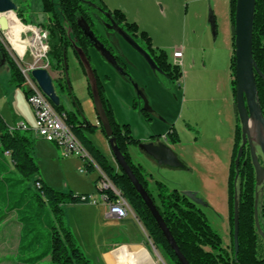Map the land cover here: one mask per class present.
<instances>
[{"label":"trees","instance_id":"16d2710c","mask_svg":"<svg viewBox=\"0 0 264 264\" xmlns=\"http://www.w3.org/2000/svg\"><path fill=\"white\" fill-rule=\"evenodd\" d=\"M41 3L42 11L48 16V20L45 24H39L35 27L41 28L48 34L47 44L49 50L46 57L50 69L56 72H64L62 77L54 80L56 93L61 101L60 105L54 106V108L56 112L65 114L66 125L70 127L75 137L93 160L92 162L83 159L84 171L93 173L97 165L103 174L121 191L123 198L131 206L154 246L163 254V257L170 264H180L157 222L127 175L120 167L118 169L113 167L88 139L86 134L93 133L97 128L83 116L81 106L72 92L70 80L66 73V57H68L69 50H72L86 76V70L74 50V45L81 48L91 61L90 49L93 48V43L82 30L79 24L81 20L88 24L94 36L113 53L109 46V40L98 32L92 14L95 11L100 16H102V13H109L126 37L132 40L133 38L143 40L146 44V52L154 61L157 70L170 80L179 81L182 77L180 66L169 62L165 52L153 49L152 41L147 33L141 31L135 23L128 22L126 15L121 10L110 11L101 0H41ZM235 11L236 0H230L233 42L231 88L237 122L228 179L230 250L224 248L221 236L211 227L197 204L178 190H170L162 181L155 180L154 186H151L150 180L153 178L142 165L134 162L129 151L130 147L139 146L141 142L134 137L129 125H121L117 121L106 95L104 82L92 66L97 78L101 101L110 122L112 138L115 139L116 146L136 178L155 202L181 252L190 264H264V237L262 236L264 234V193L261 196L259 195L256 209L257 184L254 166L250 158L245 161L244 157L240 160L238 175L235 166L242 139L241 124L236 105ZM18 18L22 21V24L31 25L19 13ZM1 51L4 52L9 64L11 83L23 88L25 98L28 100L33 91L30 88H24L26 84L25 77L15 60L5 52L0 43ZM116 58L123 71L122 75L133 82L125 65L119 57ZM253 58L264 75V0H256ZM256 87L257 100L264 117V79L257 74ZM88 91L92 98L89 84ZM66 96L75 105V110L66 108L63 101ZM133 109H137L136 104L133 105ZM139 112L147 121L151 120L150 116L153 111L148 112L142 108ZM99 127L106 136L101 122ZM21 129L17 126L10 128L0 115V204L4 205L6 212L14 211L16 213V220L21 226L17 248L18 260L23 264H39L45 260L49 264H90L77 244L74 235L65 224L64 207L67 205L89 204L91 196L76 194L72 190L61 192L47 186L39 176V166L34 158L35 140L29 134V129L24 132ZM106 138L109 140L107 136ZM168 139L173 144L180 142L174 127L173 131L169 133ZM182 168H186V166L183 164ZM20 177H22V180L34 178L37 193L29 195L27 191H22L19 193L20 198L17 199V193H15L17 189L15 187L22 182L18 180ZM99 180L100 178L96 181V184ZM99 193L104 194L108 201L115 199L111 190H103ZM256 210L262 234L256 224ZM236 212L238 220L237 252L234 244ZM2 213L3 211L0 209V214ZM1 218L5 220L7 215H1Z\"/></svg>","mask_w":264,"mask_h":264},{"label":"rangeland","instance_id":"374dc122","mask_svg":"<svg viewBox=\"0 0 264 264\" xmlns=\"http://www.w3.org/2000/svg\"><path fill=\"white\" fill-rule=\"evenodd\" d=\"M12 1L15 2L18 10L12 13L11 16L16 17L21 23L22 21L18 18V13L27 23L31 25H36L42 20L43 17L40 13L42 10L41 0ZM101 1L110 11L121 10L126 15L128 22L135 23L141 31L146 32L152 41L153 49L165 52L169 62L173 61V53L175 48L183 47L187 55L195 57L197 62L195 70L190 71L187 69L186 71V68H182V77L179 79V81H172L162 74L164 77L159 75L161 78L160 82H154L150 80V77L148 76L150 71L149 65L141 56V54L129 44V42L125 39V36L121 32L112 33V31L107 30V24L98 22L96 21L97 19H95L99 34L109 40V46L111 47L113 54L120 58L121 62L125 65L130 77L133 80L132 82L129 78L121 75L118 70L110 65L98 52L95 51V49H90L91 53L93 54V57L91 58L92 66L96 70V73L100 79L103 80L104 85L107 88L112 89L113 100H115L116 96H119L126 100L129 99V101H131L132 108L134 104L137 105V109H133L135 113L130 114L125 111L120 112V117L122 121H124L123 123L118 121L115 114L117 121L121 125H129L132 131V127L135 129H140L144 132L146 131V128H154L157 131L160 129V127L156 126V124H158L156 122L166 123L167 119L157 114L152 106L154 102L158 105L164 106L166 109L168 108L169 116L172 118L171 120L178 118L179 122L177 125L175 124V126H173L174 129L178 134H180L184 143H186V141L198 142L196 145V147L198 146L196 153L198 154L200 160L203 158L204 161H210L213 164L214 181L212 185L209 184L205 186V173L201 170H198L197 172L198 175L196 178L198 180L195 179V177L193 179L189 173L181 171V175L168 174L165 176V178H163L162 181L166 183L170 190L175 189L181 193L186 191L197 193L198 198H201L204 201L203 205H197L202 210L211 227L221 236L224 248L230 250L231 238L228 218V179L230 169L229 163L227 164V159L231 148H224V146H228L230 135H232V128L227 114L225 115L222 113V103L224 99L223 92L226 90L227 96V93L230 92L229 89L232 91V79L230 78V81L227 80L226 75L225 87L223 74V69L225 66L224 63H226V72L227 70H230V74L232 76L231 60L233 54H231V51L227 49V36L221 34L219 35V38H217L218 48L220 49L219 55L217 54L215 59H209L208 54L212 48L210 47L209 43L206 45V39L204 40L203 35L204 28L206 26V8L203 4H199V2L196 3V0ZM28 27L36 29L32 26ZM36 30L39 31L43 36L42 29L39 28ZM229 30H231V17ZM1 34L2 36L0 35V43L3 46L5 52L8 53L13 59L17 58L20 60V57H24V62H21L20 60L22 68H45L52 78H57L58 72L50 69L45 57H42V60L39 64H34L33 50L31 48L27 47V49L29 48L28 51H22L20 54L14 50L13 44L9 41V39H5L3 32ZM31 37L32 34L28 33L24 34L22 38L27 40ZM2 38H4V45L1 41ZM207 39H209V42H211V38L209 36H207ZM43 41L44 44H46V40L43 39ZM135 41L139 47H146L145 42L140 38H135ZM224 49L226 51H224ZM190 60L192 61V59ZM204 61L207 62V67L203 66ZM72 63L73 62L70 60L68 78L70 80L72 92L77 98L81 109H83V96L81 93L83 92L86 98L87 96L91 98V96L89 94L88 87L80 85L79 78L74 74ZM107 73H114L118 76V78H121L120 80L126 84L125 90L121 86H118V83H113L112 77H110V75ZM10 79L11 73L9 64L6 60L4 52L1 51L0 115L5 122L6 120L9 121V124L7 122L6 123L10 128H15L18 124L17 120L23 117L21 112H26V114L29 115L33 113L27 99L25 98L23 88L12 84ZM25 79V89L30 88V83L37 85V83L31 77V72H26ZM163 82H166V85H162ZM140 90H142L148 101V106L153 111L150 116L151 120L149 121H147L146 118L139 112V110L144 108L146 105L143 98H141L138 94V91ZM64 99L65 98H63V101L66 105V108H68V103ZM86 107V104H84V108L86 111H88ZM92 110L93 109L91 107V111L89 109L90 116L93 115ZM190 116L192 118L191 122L189 121ZM86 120L97 128L93 133L86 134L88 139L91 140V142L95 145L91 137L97 132L103 135L104 133L101 131L99 125L96 124L95 120L91 118H86ZM31 125L33 128L30 130V133L33 132V129L35 128L34 121L31 123ZM220 134L222 136V140H219L218 138ZM233 134L235 141V133L233 132ZM54 150H59L58 152L60 156L58 158H55L54 155L48 154L47 152L41 154L39 148H36L35 142L34 158L36 159L39 166V176L45 181L47 186L61 192H69L72 190L70 187L71 185H79L80 188L87 189L88 185L79 181L81 176L79 170L80 168H84V160L79 157L76 159H71H78L79 164H75L71 160H64L65 158L63 157L60 149L54 148ZM225 158L226 167L223 165ZM94 172L88 174L94 175ZM21 178L22 177H20L18 180L22 182L17 184L15 187V189H17V191L15 190V193H17V199L20 198L21 195L19 193L22 191H27V194L29 195L37 193V190L34 186V178L24 180ZM92 188L94 194L91 195L100 194L97 184L96 186L92 184ZM206 189H211V192L208 195L205 193V191H207ZM128 206L132 212L133 209L129 204ZM0 209L3 211V213L0 214V224L4 221V219L2 220L1 215L6 214L9 219L7 224H2V230H6L7 236L10 237H14L15 233L18 235L20 224L16 220V213L14 211L6 212V209L2 204H0ZM64 213V221L68 226L65 207ZM138 223L141 230V236L147 243L145 247L148 250L151 258L157 264H170L163 257V254H161V252L154 246L143 224L140 221ZM102 228L101 234L105 235L106 230L105 228ZM92 230V226H84L80 236H77L75 231L70 229L74 235V238L76 239L77 244L85 254L90 264H106L105 259L102 256V253L105 252L106 249L112 247V245L130 243L132 241V239H130L128 236L119 235L115 237V234H113L109 239L106 237L107 240L103 238L98 242L92 238ZM3 231L2 234H4ZM81 237H83V241H81ZM10 241L12 242L9 244V246L13 247L14 240L11 239ZM7 251H9V249ZM11 253L12 251L8 252V254ZM39 264L49 263L47 260H45Z\"/></svg>","mask_w":264,"mask_h":264},{"label":"crops","instance_id":"0c3cea01","mask_svg":"<svg viewBox=\"0 0 264 264\" xmlns=\"http://www.w3.org/2000/svg\"><path fill=\"white\" fill-rule=\"evenodd\" d=\"M203 4L206 8V26L204 28V40L206 39V45L209 43L212 50L209 51L208 57L209 59H215L217 57V54L219 55V48L217 43V38H219V35H225L227 36V49L231 51V54H233V42L231 37V30L230 28V0H196V3ZM41 16L43 17L41 21H39L38 24L30 25L32 27L38 26L39 24H44L48 20V16L41 10ZM36 29H39L35 27ZM41 29V28H40ZM229 35V38H228ZM207 36L211 38V42H209V39H207ZM224 37V36H223ZM231 45V46H230ZM176 49H182L183 51V57L180 61H173L171 62L174 65H178L181 68H186L193 71L195 70L197 66V62L195 57L189 56L185 53L184 48H175ZM204 50V49H203ZM224 51H226L224 49ZM139 52V51H138ZM140 53V52H139ZM72 54V59H71ZM141 54V53H140ZM91 58L93 57V54L90 51ZM141 56L144 58V56L141 54ZM145 59V58H144ZM192 59V61L190 60ZM226 59V54H225ZM70 60L73 62V69L74 74L79 78L80 85L84 87H88L86 76L84 75L80 64L75 57L74 53L69 50L68 52V74H69V62ZM147 62V60L145 59ZM135 64V63H134ZM149 65L150 71L148 73V77L150 80L156 82H160L161 78L160 76H163L162 73L155 70ZM224 84L226 87V75L227 80L230 81V78L232 79V76L230 74V70L226 72V63H224ZM204 67H207V62L204 61ZM60 73H58V76L56 79H58ZM112 77L113 83H118V86H121L125 90V83L120 80L121 78H118V76L114 73H107ZM160 75V76H159ZM164 77V76H163ZM53 78V80H56ZM163 81V80H162ZM162 85H166V82L162 83ZM105 91L106 95L110 101V104L112 106V109L114 113L116 114V117L120 123H123L120 112L125 111L127 113H135V111L132 108L131 101L126 100L122 97L116 96L115 100H113V93L112 89L107 88L105 85ZM197 87V86H196ZM149 88V87H147ZM230 92L227 93L226 96V90H224V99H223V114H227L229 121L231 123V134L229 138L228 146H224V148H231L230 154L227 159V164L229 163V169L231 164V157H232V150L234 148V134L236 129V116L234 111V100H233V94L231 89H229ZM83 96V116L86 118H91L95 120L97 125H100L99 119L97 116V112L94 106V102L92 98L85 97V94L81 93ZM7 97V95H6ZM65 101L68 103V110H75V105H73L70 101L69 97H64ZM3 99V97H2ZM8 99V98H7ZM13 101V99H12ZM8 102V100H7ZM84 104H86V109L84 108ZM153 108L159 114L160 116H163L167 119L166 123L156 122L157 127H160L157 131L154 128H146V131H141L140 129L133 128V135L134 137L139 140L141 143H149V142H162L165 143L180 159V161L186 166V168H171L168 166H160L151 156L146 154L144 151L140 150L138 146H132L130 147V155L135 163H138L142 165L146 171L151 175L153 178L150 180L151 186L153 187L155 184V180L162 181L163 178H165L166 175H179L182 173L181 171H184L185 173H189L191 177H195L197 179L198 170H201L205 173V186L209 184H213L214 181V170H213V164L210 161H204L203 158H199L198 154L196 153V145L198 142L195 141H186V143L183 142L182 137L180 134H178L180 138V142L178 143H170L168 139V135L171 131H173V126L175 124L177 125L179 120L178 118H175L174 120H171L172 118L169 116V110L168 108H164V106L158 105L157 103H153ZM93 115L90 116L89 112L91 111ZM90 109V111H89ZM32 110V109H31ZM33 113V111H32ZM221 113V112H220ZM22 118H19L17 120V127H19L21 124H25L26 128L29 130H32L31 123L34 121L35 118L34 114H26V112L22 113ZM6 120V119H5ZM189 121H192L191 116L189 117ZM188 121V122H189ZM6 122L9 124V121L6 120ZM155 123V122H154ZM191 124V123H190ZM11 125V124H10ZM132 126V125H131ZM149 129V130H148ZM21 131H26L25 129H21ZM32 138L36 142V148H39L41 154L44 152H47L48 154L54 155L55 158H58L59 150L56 151L54 148H58L56 145L49 143L45 140L40 139V137L37 135L35 128L33 129V132L30 133ZM219 140H222L221 134L219 135ZM92 141L95 143V146L99 149L100 152L104 156H106L109 160V162L112 164L113 167L118 169V165L115 161L111 146L109 144L108 139L101 133L97 132L95 135L91 137ZM59 149V148H58ZM61 151V150H60ZM35 156V154H34ZM78 157L71 156L68 158H65L64 160H71L76 159ZM82 159V158H81ZM75 164L78 163L77 160H71ZM114 163V164H113ZM224 167H226V158L223 162ZM80 166V165H79ZM209 168H208V167ZM201 168V169H200ZM80 180L81 182H84L88 185L87 189H82L79 187V185H69L73 192L76 194H83V195H90L92 197V201L89 204H83V205H67L65 206L66 209V217L68 219V228L75 231L77 236H80L82 228L84 226H92V238H94L95 241H100L101 239L105 238V240L109 239L110 236L115 234V237L119 235H124L130 237L132 241L130 243H123L120 245H112V247H109L106 249L105 252L102 253L103 258L105 259L106 264H157L150 256L148 250L146 249L145 245L147 244L146 241L141 236V230L139 227V219L136 217V214L134 211L131 212L130 216L122 221H117L111 217L107 216V206L105 202L101 201L100 194L98 195H91L94 194L92 184L96 186V180H98L100 177H102L103 172L102 170L96 165L95 170V176L92 174H88L84 171V168H80ZM181 175V174H180ZM156 178V179H155ZM198 180V179H197ZM164 182V181H162ZM49 183V181H48ZM50 184V183H49ZM166 184V183H165ZM98 185V183H97ZM225 185H226V178H225ZM186 188V187H184ZM205 193L208 195L211 191V189H206ZM226 193V188H225ZM8 217L3 221V223L0 224V264H23L18 260L17 257V248L19 244V237H20V230L21 226L19 225V231L18 235L15 233L14 237L7 236V231L2 230L3 226L2 224L8 223ZM105 228L106 233L101 234V228ZM102 228V229H103ZM17 230V227H16ZM2 231L4 234H2ZM110 233V234H109ZM2 234V235H1ZM107 237V239H106ZM11 239L14 240V246H9V244L12 242ZM143 241H141V240ZM83 237H81V241H83ZM12 251L11 254H8L9 251Z\"/></svg>","mask_w":264,"mask_h":264},{"label":"water","instance_id":"95a60500","mask_svg":"<svg viewBox=\"0 0 264 264\" xmlns=\"http://www.w3.org/2000/svg\"><path fill=\"white\" fill-rule=\"evenodd\" d=\"M255 7L256 0H236V11H235V58H236V105L238 110L239 119L242 126V138L244 140L241 148L239 149L237 160H236V168L238 169L239 161L243 154V146L245 145L246 138L250 134V122L253 120L259 131H264V117L262 114L261 107L257 100V87H256V74L264 79V75L259 70L257 63L253 58V27H254V18H255ZM18 10L17 5L12 0H0V30L5 32L7 30V15L10 12H15ZM82 30L85 35L91 40L93 43V49L98 52L110 65H112L118 72L122 75L123 71L118 65V61L116 56L103 44L101 43L95 36L94 33L90 30L88 24L81 20L79 22ZM125 39L129 42L131 46H133L137 51H139L147 62L157 70L156 65L152 58L148 55V53L139 45L134 42L131 38L126 37ZM74 50L77 52L81 63L83 64L86 70V78L88 80V84L90 86L92 92V99L94 102V106L97 112V116L99 119V123L101 122L106 136L109 138V144L111 146L115 161L122 169V171L127 175L131 183L133 184L136 191L142 197L149 211L151 212L153 218L157 222L159 228L164 234L166 240L168 241L170 247L174 251L178 261L180 264H190L186 259L184 254L181 252L176 240L174 239L172 233L170 232L168 226L166 225L161 213L159 212L155 202L149 195V193L145 190L142 184L134 175L132 169L126 162L125 158L121 154L120 150L116 146L115 139L112 138V130L110 126V122L105 113L100 92L98 88V82L96 75L94 73L92 63L87 57L86 53L76 45H74ZM67 64V75H68V57H66ZM158 71V70H157ZM31 77L37 83V86L42 91V93L48 98L53 106H59L61 101L60 97L56 93V89L54 86V80L49 72L45 68H35L31 70ZM138 94L145 101V111H152V109L148 106V101L144 96L142 90L138 91ZM67 97V96H66ZM261 149L264 154V141H260ZM139 149L144 151L146 154L151 156L160 166H168L171 168H182L183 164L180 161L179 157L165 144L162 142H149V143H141ZM253 162L257 171V183H260V168L258 165V161L256 159V154L252 150ZM183 195L187 196L191 201L195 204L203 205L204 201L201 198H198L197 193L186 191L183 192ZM257 200L255 204V208L257 209ZM256 224L260 230V226L258 223L257 210H256ZM262 234V232H261ZM264 237V234H262ZM234 244L236 252L238 251V220H237V212L235 215V231H234Z\"/></svg>","mask_w":264,"mask_h":264},{"label":"built area","instance_id":"2783aa9c","mask_svg":"<svg viewBox=\"0 0 264 264\" xmlns=\"http://www.w3.org/2000/svg\"><path fill=\"white\" fill-rule=\"evenodd\" d=\"M43 31L42 43H43V56L47 60V52L49 50L47 44L48 34L46 31ZM0 30V35L1 34ZM5 39H8L5 32H3ZM4 38L1 39L4 45ZM43 39L46 40L44 44ZM183 57L182 49H176L173 53V59L175 61H180ZM17 65L19 66L23 76L25 77L26 72H31L32 69L38 67L22 68L21 62L24 58L20 57V60L17 58L14 59ZM30 89L33 93L28 98V104L30 105L34 118H35V131L37 135L43 140L56 145L62 152L64 158L71 156H76L82 159H87L92 161V158L82 146L80 141L75 137L72 130L69 126L66 125V116L65 114H60L55 111L54 106L48 100V98L42 93L39 87L34 84H29ZM19 128L27 129L24 124H21ZM39 186V184H38ZM99 191L111 190L115 196L113 201H108L107 197L104 194L100 193V198L102 202H105L107 206V216L111 217L117 221H122L130 216L131 210L127 204L126 199L123 198L121 191L105 176L102 175L98 182ZM92 201V197H91Z\"/></svg>","mask_w":264,"mask_h":264},{"label":"flooded vegetation","instance_id":"af4514ba","mask_svg":"<svg viewBox=\"0 0 264 264\" xmlns=\"http://www.w3.org/2000/svg\"><path fill=\"white\" fill-rule=\"evenodd\" d=\"M92 14L94 15V19H97L96 21L103 22V23L108 25V29L107 30L112 31V33L121 32L120 31V26L116 23V21L112 18V16L109 15V13H104V14L102 13V16H100L98 13H96L94 11ZM105 18H108V19L106 20ZM124 36H126V35H124ZM133 41L136 42L135 38H133ZM143 49L146 51V49L144 47H143ZM58 73H60L59 74L60 77H62L64 75V72L63 73L62 72H58ZM240 124H241V122H240ZM257 127L258 126L256 125V123L253 120H251V122H250V128H251L250 129V134L247 136L245 145L243 146L242 157H244L245 161H247V159L250 158L251 163L254 166L256 184H257L256 200L258 201L259 195L261 196L264 193V154H263V151L261 149L262 147L259 144L260 141H264V131H259V129ZM241 131H242V126H241ZM241 138H242V134H241ZM243 142H244V140L242 138L239 149L241 148ZM252 150L256 154V159L258 161V165H259V168H260V174H259L260 183L259 184L257 183V181H258L257 180V178H258L257 176L258 175H257L256 167H255L254 162H253V156H252L253 152H252ZM238 152H239V150H238ZM236 160H237V158H236ZM239 164H240V161H239ZM235 166H236V161H235ZM236 170H237V175H238L239 174V171H238L239 170V166H238V169L236 168Z\"/></svg>","mask_w":264,"mask_h":264},{"label":"bare ground","instance_id":"6f19581e","mask_svg":"<svg viewBox=\"0 0 264 264\" xmlns=\"http://www.w3.org/2000/svg\"><path fill=\"white\" fill-rule=\"evenodd\" d=\"M12 13L14 12L8 13L6 17L8 27L5 33L8 35L9 41L13 44L14 50L18 53H22V51L27 52L28 49L31 48L33 50L34 64H39L43 56L41 33L34 28L22 24L16 17L11 16ZM28 33H31L32 37L27 40L23 39V35ZM27 47L29 48L27 49Z\"/></svg>","mask_w":264,"mask_h":264}]
</instances>
